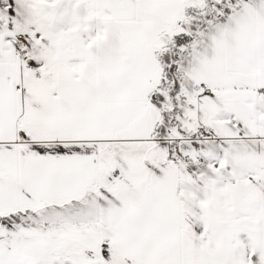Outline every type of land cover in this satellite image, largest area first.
I'll use <instances>...</instances> for the list:
<instances>
[{
	"label": "snow or ice",
	"instance_id": "obj_1",
	"mask_svg": "<svg viewBox=\"0 0 264 264\" xmlns=\"http://www.w3.org/2000/svg\"><path fill=\"white\" fill-rule=\"evenodd\" d=\"M0 264H264V0H0Z\"/></svg>",
	"mask_w": 264,
	"mask_h": 264
}]
</instances>
